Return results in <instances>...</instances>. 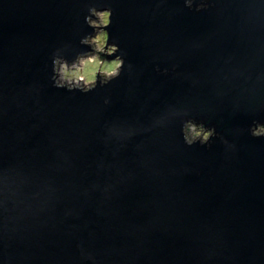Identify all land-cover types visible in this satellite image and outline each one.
Segmentation results:
<instances>
[{
  "label": "water",
  "instance_id": "obj_1",
  "mask_svg": "<svg viewBox=\"0 0 264 264\" xmlns=\"http://www.w3.org/2000/svg\"><path fill=\"white\" fill-rule=\"evenodd\" d=\"M91 7L122 73L56 88ZM254 122L264 0H0V264H264Z\"/></svg>",
  "mask_w": 264,
  "mask_h": 264
},
{
  "label": "clouds",
  "instance_id": "obj_2",
  "mask_svg": "<svg viewBox=\"0 0 264 264\" xmlns=\"http://www.w3.org/2000/svg\"><path fill=\"white\" fill-rule=\"evenodd\" d=\"M88 15L85 20L88 26L93 29L97 21H102L103 25L107 27L111 23L112 9L98 10L95 7L88 9ZM99 40V47L95 54L86 57V71L81 74L79 71L71 73L67 71L69 65L76 64L78 59H80L81 54L76 55L75 59L68 60L62 56L53 57V82L56 88H67L71 91L75 88H80L84 92L92 90L98 83V74L102 76L106 81L111 82L113 79L118 78L124 68L125 61L119 55H116L114 60H103L100 58L101 54L108 56L115 55L119 51V47L115 43H110L107 33H101L97 35L92 32L83 38L80 43L82 45L89 46L90 40L95 42ZM89 48V47H88ZM254 127L251 129L252 134L256 136H261L264 134L254 133L259 124L254 122ZM182 134L184 135V128H182ZM215 134L214 129L202 128L201 138L197 141L200 144H205L211 142V138ZM185 136V135H184ZM189 144L195 143L191 140L188 141ZM210 144V143H209Z\"/></svg>",
  "mask_w": 264,
  "mask_h": 264
},
{
  "label": "rangeland",
  "instance_id": "obj_3",
  "mask_svg": "<svg viewBox=\"0 0 264 264\" xmlns=\"http://www.w3.org/2000/svg\"><path fill=\"white\" fill-rule=\"evenodd\" d=\"M103 23L102 21H97L96 23V31L95 33L97 35L101 34V33H106V31L103 29L102 27ZM90 43L91 45L93 46V49L85 56H81L80 59H78L77 63L76 64H73V65H69L68 68H67V71L68 72H71V73H75L77 71H79L81 74H83L87 69H86V57L88 56H92L95 54L96 50L98 49L99 47V40H95V42L91 41L90 40ZM101 59L103 60H114L115 58H106L105 56L101 57ZM186 134L188 137L190 138H201V134H202V127H199L193 123H190L188 124L187 128H186Z\"/></svg>",
  "mask_w": 264,
  "mask_h": 264
}]
</instances>
